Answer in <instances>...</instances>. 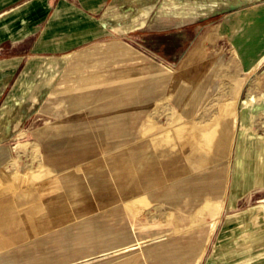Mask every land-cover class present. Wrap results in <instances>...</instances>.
<instances>
[{
	"label": "crops",
	"instance_id": "crops-1",
	"mask_svg": "<svg viewBox=\"0 0 264 264\" xmlns=\"http://www.w3.org/2000/svg\"><path fill=\"white\" fill-rule=\"evenodd\" d=\"M228 53L229 141L205 108L240 83L213 75ZM262 57L264 0H0V167L23 169L0 171V264H264Z\"/></svg>",
	"mask_w": 264,
	"mask_h": 264
},
{
	"label": "rangeland",
	"instance_id": "rangeland-1",
	"mask_svg": "<svg viewBox=\"0 0 264 264\" xmlns=\"http://www.w3.org/2000/svg\"><path fill=\"white\" fill-rule=\"evenodd\" d=\"M164 68V71H172V69H170L168 66H166L163 62H161ZM264 63V61L260 64V66L256 69L255 72L249 74L248 76L252 75L251 80L249 81V83L246 85V88L244 89V92H257L258 95L257 97H261L260 94H264V66L261 67V65ZM219 65H222L221 68H219ZM261 67V69H260ZM213 71V75H218V76H230V77H235V79L238 81H240V83H234V84H224L220 87V94L222 95V97H227V99H216V100H212L209 102V104L205 107L207 109H212L215 112H218L219 115H215L210 117L211 121H210V128H211V133L214 132V129L216 128V126L218 125V123H220V121L224 122L227 127L229 129H231L228 133V141L232 139L233 137V132H234V128L237 122V113H238V107H240V101H239V96H240V91H241V87L243 85L242 79L240 78V74L241 71L238 67V63L236 61V58L234 56V54L232 53H228L226 55H221L218 56V58L215 61L214 67L212 69ZM229 97V98H228ZM251 98L246 100L245 102H243L244 104L241 105L243 107H252V108H256L258 104L264 102V100H261L260 98ZM235 101L236 104V108L235 110H233L232 104ZM203 117H199V119H202ZM254 123L257 125L258 129L260 130V132H264V116L263 115H254ZM202 121V120H200ZM150 135H147V137ZM145 137V136H144ZM143 138V137H142ZM145 139H151V137L148 138H143ZM149 141V140H148ZM165 143L166 142H172L173 140H167L166 138H164ZM16 141H12L11 143H9L7 145V148L5 149L7 152L10 150L12 153L10 154L9 159L18 154H20L21 151H24V149H20V148H13L11 149V147L13 146V144H15ZM10 148V149H9ZM229 153H230V149L227 148V156L225 158L222 159V157H213L212 158V162H211V168L212 171L215 172L216 171H225V167L227 165L228 162V158H229ZM214 159V160H213ZM13 166V171L14 173L19 172L20 170H23L21 168V164L19 163H15L12 164L10 163H4L3 165H1L0 167V171L4 172V171H10L11 167ZM224 173V172H223ZM34 176V177H33ZM17 179L19 178L18 176H15ZM29 179L32 181H38L39 178L38 176L34 175V174H30L29 175ZM19 181V180H17ZM6 182L5 180H0V183H4ZM16 201V200H15ZM1 203V202H0ZM2 203H9L10 202H2ZM123 206V205H122ZM220 217V216H219ZM219 218L217 219V223H218ZM163 221L165 222V224L169 223L170 221L167 220L166 218L163 219ZM167 222V223H166ZM216 223V225H217ZM149 230V229H148ZM161 232H163V235H166L167 237L171 236V235H177V234H181L184 236H188L189 234L184 232L185 228H179L178 231H180V233H177L175 231H171V228L169 227H163L161 229ZM199 229H193L192 230V234H195L193 232H198ZM184 232V233H182ZM99 247L101 248L102 245H99ZM162 251L164 253H166L167 255H169L170 252H182L185 251L187 248V244L185 243H181V244H174V245H170V244H163L162 246ZM138 251V250H137ZM181 257V255H180ZM201 259H203L202 257L200 258V263L198 262V264H203L205 263L204 260L202 261ZM188 259H184L183 257L178 259V260H167L164 259L163 260V264H187ZM100 262H105V261H100ZM244 263H250L249 260H246Z\"/></svg>",
	"mask_w": 264,
	"mask_h": 264
},
{
	"label": "bare ground",
	"instance_id": "bare-ground-1",
	"mask_svg": "<svg viewBox=\"0 0 264 264\" xmlns=\"http://www.w3.org/2000/svg\"><path fill=\"white\" fill-rule=\"evenodd\" d=\"M264 61V57H262L258 62H257V64L255 65V67L253 68V69H251V71L248 73V74H251V73H253V72H255L256 71V69L260 66V64L262 63ZM232 107H233V110H235V108H236V104H235V101L233 102V104H232ZM220 205H222V204H220ZM216 209V208H215ZM218 212V211H217ZM210 222V234H212L213 232H214V230H215V227H216V223H217V220L216 219H213V220H211V221H209ZM211 236V235H210ZM208 241V240H207ZM201 249V248H200ZM203 253V252H202ZM202 255V254H201ZM201 258V257H200ZM200 258L196 261V263L195 264H198V262H199V260H200Z\"/></svg>",
	"mask_w": 264,
	"mask_h": 264
}]
</instances>
